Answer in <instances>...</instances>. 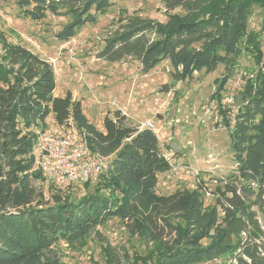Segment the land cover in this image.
Returning a JSON list of instances; mask_svg holds the SVG:
<instances>
[{"label": "trees", "instance_id": "trees-1", "mask_svg": "<svg viewBox=\"0 0 264 264\" xmlns=\"http://www.w3.org/2000/svg\"><path fill=\"white\" fill-rule=\"evenodd\" d=\"M14 1L32 20L66 18L57 34L65 42L96 24L115 0ZM255 6L264 11V0H166L167 10L182 7L186 16L164 22L136 16L114 31L98 55L111 63L134 57L146 73L168 61L175 81L224 66L212 96L217 99L239 59L253 57L259 69L246 79L234 124L225 117L235 169L212 191L202 181L193 189L159 194V176L171 165L158 135L128 125L120 111L106 115L98 129L72 92L55 95L51 64L25 47H13L5 57L15 68L8 80L0 62V264H59V243L83 242L113 220L132 235L165 245L155 264H204L222 257L230 264H264V25L249 30ZM50 116L59 127L75 122L90 135L93 153L110 159L93 192L78 200L61 192L46 199L34 185L44 177L35 170L36 130L46 128Z\"/></svg>", "mask_w": 264, "mask_h": 264}, {"label": "rangeland", "instance_id": "rangeland-1", "mask_svg": "<svg viewBox=\"0 0 264 264\" xmlns=\"http://www.w3.org/2000/svg\"><path fill=\"white\" fill-rule=\"evenodd\" d=\"M165 1L115 0L107 13L99 16L96 24L84 26L73 39L64 42L57 34L66 24V18L49 15L32 20L14 0H0V62L5 66L4 77L8 80L15 68L5 57L13 47H25L46 60L56 74L55 95L65 96L72 92L73 98L81 101L89 121L100 130H103L104 117H115L117 111L126 117L128 125L135 127L153 120L160 131V144L172 155L174 163L172 170L159 176V194L193 189L202 181L212 191L218 180L230 175L236 165L230 129L224 126L209 131L207 125L202 124L201 107L211 100L216 79L226 74L225 67L221 66L215 72L203 69L185 81H175L173 67L168 61L146 73L134 57L116 63L98 57L114 31L136 16L163 22L173 15L186 16L182 7L167 10ZM263 25L264 11L255 6L249 30L260 31ZM258 69L253 57L244 54L230 82L256 74ZM164 86H168L169 91L164 92ZM47 121L49 126L55 124L52 116ZM174 144L182 146L181 152L169 148ZM109 161L105 160L106 166ZM106 172L105 169L103 173ZM43 178L35 180L34 185L50 200L58 192L78 200L93 192L100 180L89 182L88 186L67 187L50 184ZM205 201L209 205L211 196L207 195ZM99 233L75 245L59 243L55 247L59 264H155L165 252L164 244H155L142 233L132 235L118 220L100 228ZM171 239L168 237L165 242ZM230 263L229 258L222 257L204 264Z\"/></svg>", "mask_w": 264, "mask_h": 264}, {"label": "built area", "instance_id": "built-area-1", "mask_svg": "<svg viewBox=\"0 0 264 264\" xmlns=\"http://www.w3.org/2000/svg\"><path fill=\"white\" fill-rule=\"evenodd\" d=\"M262 70H264L263 66ZM254 77L255 74H251L234 82H230V79L220 99L212 98V95L211 100L202 105V124L205 123L209 131L216 127H227L225 117L230 118L234 123L241 102L238 101V97L244 92L246 79ZM216 91L217 87L214 94ZM138 128L140 130L150 129L157 135L160 132L156 129L153 120H148ZM36 136L35 170H40L50 183L67 187L77 184L84 185L98 180L107 169L106 159L93 153L90 146V135L84 129H79L72 120L62 127L54 124L44 129H37ZM179 146L181 152L182 146ZM163 154L169 160L172 170L174 167L172 155L168 154L165 149Z\"/></svg>", "mask_w": 264, "mask_h": 264}, {"label": "water", "instance_id": "water-1", "mask_svg": "<svg viewBox=\"0 0 264 264\" xmlns=\"http://www.w3.org/2000/svg\"><path fill=\"white\" fill-rule=\"evenodd\" d=\"M262 66H263V68H264V62H263V64H262ZM163 91H164V92L169 91V87H168V86H164ZM241 99H242V96H239V97H238V101L240 102ZM158 118L160 119L161 117L158 116ZM172 147H174L175 149H177V148L179 149V146L176 145V144H174Z\"/></svg>", "mask_w": 264, "mask_h": 264}, {"label": "crops", "instance_id": "crops-1", "mask_svg": "<svg viewBox=\"0 0 264 264\" xmlns=\"http://www.w3.org/2000/svg\"><path fill=\"white\" fill-rule=\"evenodd\" d=\"M52 118L54 119V117H53V116H52ZM47 123H48V121H47ZM176 145H178V146H179V144H176ZM180 148H181V147L179 146V149L177 148L176 150L180 152ZM158 186H159V185H158Z\"/></svg>", "mask_w": 264, "mask_h": 264}]
</instances>
